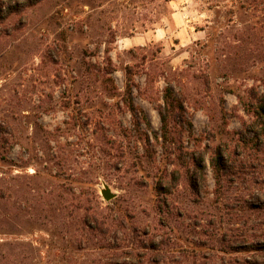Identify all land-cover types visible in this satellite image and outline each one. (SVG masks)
Wrapping results in <instances>:
<instances>
[{
    "label": "rangeland",
    "instance_id": "rangeland-1",
    "mask_svg": "<svg viewBox=\"0 0 264 264\" xmlns=\"http://www.w3.org/2000/svg\"><path fill=\"white\" fill-rule=\"evenodd\" d=\"M0 264H264V0H0Z\"/></svg>",
    "mask_w": 264,
    "mask_h": 264
},
{
    "label": "trees",
    "instance_id": "trees-1",
    "mask_svg": "<svg viewBox=\"0 0 264 264\" xmlns=\"http://www.w3.org/2000/svg\"><path fill=\"white\" fill-rule=\"evenodd\" d=\"M163 101H164V109H166L167 114L169 112H172L173 110L180 109L181 106L177 100L173 97L172 91L169 88L164 89L163 93ZM160 118L163 125V137L167 133L165 129V123H166V114H164L162 111H159ZM157 255V254H156Z\"/></svg>",
    "mask_w": 264,
    "mask_h": 264
},
{
    "label": "water",
    "instance_id": "water-1",
    "mask_svg": "<svg viewBox=\"0 0 264 264\" xmlns=\"http://www.w3.org/2000/svg\"><path fill=\"white\" fill-rule=\"evenodd\" d=\"M100 193L105 201H111L115 197V195L111 193L108 187H104V189H102Z\"/></svg>",
    "mask_w": 264,
    "mask_h": 264
}]
</instances>
